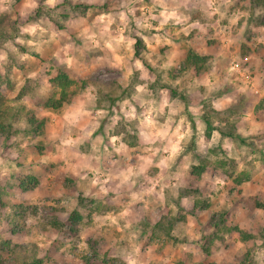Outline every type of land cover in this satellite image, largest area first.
I'll use <instances>...</instances> for the list:
<instances>
[{
	"label": "clouds",
	"instance_id": "clouds-1",
	"mask_svg": "<svg viewBox=\"0 0 264 264\" xmlns=\"http://www.w3.org/2000/svg\"><path fill=\"white\" fill-rule=\"evenodd\" d=\"M0 264H264V0H0Z\"/></svg>",
	"mask_w": 264,
	"mask_h": 264
}]
</instances>
